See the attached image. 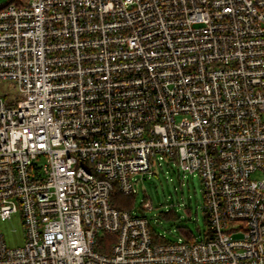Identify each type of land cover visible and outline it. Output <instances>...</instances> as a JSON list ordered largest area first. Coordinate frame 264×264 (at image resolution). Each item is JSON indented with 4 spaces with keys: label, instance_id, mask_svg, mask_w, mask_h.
I'll return each mask as SVG.
<instances>
[{
    "label": "built area",
    "instance_id": "1",
    "mask_svg": "<svg viewBox=\"0 0 264 264\" xmlns=\"http://www.w3.org/2000/svg\"><path fill=\"white\" fill-rule=\"evenodd\" d=\"M2 81L0 264H264V0H0ZM161 160L201 179L200 239L110 203Z\"/></svg>",
    "mask_w": 264,
    "mask_h": 264
},
{
    "label": "rangeland",
    "instance_id": "2",
    "mask_svg": "<svg viewBox=\"0 0 264 264\" xmlns=\"http://www.w3.org/2000/svg\"><path fill=\"white\" fill-rule=\"evenodd\" d=\"M16 88L9 81L0 83V96L13 98ZM135 207L140 209L141 200L149 201L151 210H142L149 226L164 238L173 241L183 237L178 227H187L193 236L200 239L206 229L204 222L202 182L195 173L177 171L172 160H161L151 171L136 175ZM173 209L177 213L175 220L159 217L160 211ZM0 232L7 246L15 247L23 242L24 226L19 214H13L10 220L0 221ZM184 238V237H183Z\"/></svg>",
    "mask_w": 264,
    "mask_h": 264
},
{
    "label": "trees",
    "instance_id": "3",
    "mask_svg": "<svg viewBox=\"0 0 264 264\" xmlns=\"http://www.w3.org/2000/svg\"><path fill=\"white\" fill-rule=\"evenodd\" d=\"M109 200H110V203L118 210H125V209L130 210L135 207V194H127V195L122 194L119 191V189L115 186L111 189L109 193ZM159 217L166 219V220H175L177 218V213L173 209L160 211ZM204 222L206 224V229L204 231L205 233L207 230V218H206L205 213H204ZM178 228H179V231L182 233L183 237L187 241L194 240L195 236H193V234L187 227L182 226ZM149 229H150L153 242L165 243L169 241L164 238L163 234L156 233L153 230V228H151L150 226H149ZM115 238L116 236L113 233L101 232L100 234H98L97 241L95 244V249L102 254L109 253L111 245L115 241Z\"/></svg>",
    "mask_w": 264,
    "mask_h": 264
}]
</instances>
